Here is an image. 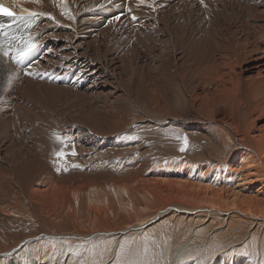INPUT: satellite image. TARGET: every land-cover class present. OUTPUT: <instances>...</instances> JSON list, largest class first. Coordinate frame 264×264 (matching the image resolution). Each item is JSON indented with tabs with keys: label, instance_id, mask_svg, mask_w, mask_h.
Here are the masks:
<instances>
[{
	"label": "bare ground",
	"instance_id": "6f19581e",
	"mask_svg": "<svg viewBox=\"0 0 264 264\" xmlns=\"http://www.w3.org/2000/svg\"><path fill=\"white\" fill-rule=\"evenodd\" d=\"M2 1L24 19L0 15V264H135L120 239L166 223L192 239L246 224L264 249V0ZM133 101L222 158L188 156L146 186L122 159ZM154 237L155 264H252Z\"/></svg>",
	"mask_w": 264,
	"mask_h": 264
},
{
	"label": "rangeland",
	"instance_id": "374dc122",
	"mask_svg": "<svg viewBox=\"0 0 264 264\" xmlns=\"http://www.w3.org/2000/svg\"><path fill=\"white\" fill-rule=\"evenodd\" d=\"M133 105L134 106H131L129 108V109H133V110H129V111L126 110V112L123 111L126 118H127L125 121H126V123L128 122L127 124H129V126L127 128H125L124 130H122L120 141H123V144L125 145V149L123 148V150L125 152H127L128 150L129 151L127 153L128 155H126V154H125L126 156L124 154L122 155V159H125V158L130 159V157H135V158H131L134 160L133 164H132V166L133 165L134 166L133 167L130 166V169L132 170V172H131L132 174L136 173V172H140L141 171L140 169H142L144 171L149 170L148 174H146V175H144V174L142 175L141 172L139 173V175H141V177H142L143 182H145L146 186H149V183L146 182L147 180H149V181L156 180V175H158L157 178L162 177L163 174L159 173V171L161 169L166 170L170 167V165L172 166L174 163L176 164L177 162H178L177 164L186 163L185 161H187V158L191 157V155H193L194 158H197V157L200 158L201 157L200 158L201 163L203 162L206 165H208L210 163L213 164V163H215V161H219L222 158L223 155H222L221 151L216 148L217 145L212 140H210V138H208L206 135L196 134L194 132L187 131L186 129L181 128L179 126H173V125L170 126L169 125V127H168V125H164L155 119V118L160 119V120L164 119V118H166V115L162 114V115L158 116L145 103L135 104V102L133 101ZM138 105L140 107H138ZM176 106L178 109H182L181 103L179 101L176 104ZM140 111H142V112H140ZM130 112H132V113H130ZM128 113L130 116L128 115ZM134 118L135 119L137 118L136 119L137 121ZM153 119H154V121H153ZM102 129H106V128H102ZM102 129L100 128V130H102ZM93 130L95 132H97V127H96V129H93ZM101 137H104V139L107 138V140H109L108 139L109 137H107L106 135L101 136ZM219 137H221L220 140L222 139L221 141H223V143L230 144L229 138L224 137L222 134L219 135ZM180 146H182V147H180ZM143 152H145V153H143ZM146 153H148V154H146ZM145 155H147V156H145ZM209 157H211V158H209ZM202 158L204 161L201 160ZM137 159H138V161H137ZM215 159H217V160H215ZM209 160H211L213 162H211ZM179 168H181V166ZM123 169L124 168L120 169L119 171H122ZM110 170L112 171L113 169L110 168ZM125 174H127V173H125ZM149 174H151L150 177H149ZM154 176H155V178H154ZM145 177H146V179H145ZM150 178H152V179L150 180ZM258 188H259V186L256 187L255 189L257 190ZM124 215L128 217V213L125 212ZM135 218H132V219L128 218V219H130L129 221L131 223H133V222H135ZM184 223H185V224H183L184 226L176 224L177 227H176L175 231L173 230V227L175 224L169 225L166 223L165 224L166 226L164 227V225H162V223H161L160 225H162L163 227H161L160 232H161L163 237H165V238L167 237L166 238L167 241H170L173 243L175 242L174 244L177 245L176 247H180L181 244L187 242L188 247L190 248V252L188 253V256H190V257L187 256V259L190 260V259L198 257L199 255L202 254L203 251H205L206 249H208L210 247H211L210 249H213V252L214 251L217 252L220 249H227L228 247H231V248H229V249H232V250H229L230 253L237 254L241 257H248L251 260L252 264H259V262H260V264H263V262H264V260H263L264 249H262V251H261V249L259 247H251L250 245L244 244V242L246 240L248 241L251 239L250 234L253 233L252 229L250 230V227L248 225L238 224L240 226L235 228V229L233 228L232 231L230 228H229L230 231L229 230L227 231V229L225 230V228L215 229L214 227H211L208 231V234L209 233L210 234L208 236H206V238H204L205 234L202 233V234L197 235L196 238L192 239V236H191L192 234H189V232L194 226L192 224L189 225L186 222H184ZM148 230H149V228H148ZM149 231L152 233L154 232V233L148 234V232L145 231L144 233H140V234L132 235V236L129 235V236H126L125 238L120 239V241L125 242V250H127L126 252H128L129 254L132 255L136 251L131 256V258H134L133 262L135 261V264H141L140 262H142V260H143V255H145L144 262L147 261L148 262L147 264H155V261L154 262L151 260L149 261L146 258L147 254H144L145 251L143 253V249H148L149 247L147 245V240L148 241H150L151 239L154 240V238H155L154 236L159 234L160 232L156 231V230L153 231L152 228ZM228 232H229V234H228ZM165 233H166V235H165ZM170 234H171V236H170ZM261 234L262 233H260V236H261ZM168 236H169V238H168ZM199 236H200V238H199ZM226 236L227 237L229 236V238H226ZM232 236H233V238H232ZM173 237H175V238H173ZM205 239L208 240V242L206 244V248L204 250H201V251L195 250L196 245L199 246L200 243H203V240H205ZM214 239H216V240H214ZM175 240H177V241H175ZM224 240L226 243L224 242ZM230 240H231V242H230ZM220 241H221V243H220ZM137 243L139 246H142V247H140L139 249L136 248L135 246H137ZM263 243H264V237H263ZM227 244H229V245H227ZM235 244L240 245V249H239V247L235 248V246H236ZM242 244L244 245V247ZM220 246H222V248ZM232 247H234V248H232ZM132 248H133V250H132ZM247 248H248V250H247ZM233 249L236 251H234ZM250 249L252 251H250ZM198 253H199V255H198ZM262 254H263V256H261ZM249 255H250V257H249ZM261 258H262V260H261ZM128 260L129 259H127V258L126 259L123 258V261H125V263L129 262Z\"/></svg>",
	"mask_w": 264,
	"mask_h": 264
},
{
	"label": "snow or ice",
	"instance_id": "6c2138e0",
	"mask_svg": "<svg viewBox=\"0 0 264 264\" xmlns=\"http://www.w3.org/2000/svg\"><path fill=\"white\" fill-rule=\"evenodd\" d=\"M0 15L9 17L12 19H24L23 16H18L14 11H12L10 8L6 7L3 3H0ZM30 15H35L34 13H30ZM29 51L31 50V46H29ZM26 53H21V55H24Z\"/></svg>",
	"mask_w": 264,
	"mask_h": 264
}]
</instances>
